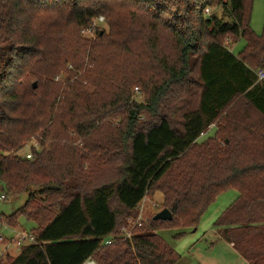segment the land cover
Wrapping results in <instances>:
<instances>
[{"label": "trees", "instance_id": "trees-1", "mask_svg": "<svg viewBox=\"0 0 264 264\" xmlns=\"http://www.w3.org/2000/svg\"><path fill=\"white\" fill-rule=\"evenodd\" d=\"M252 11L253 0H0V183L6 199L28 194L2 222L25 216L39 242L0 264H178L159 230L196 228L231 190L218 235L264 264V34ZM101 18L109 31L82 40ZM240 39L236 56L226 41ZM134 87L145 102L130 106ZM106 115L123 116L119 150L100 138ZM106 171L119 179L101 183ZM149 194L173 220L155 215L120 240Z\"/></svg>", "mask_w": 264, "mask_h": 264}, {"label": "rangeland", "instance_id": "rangeland-1", "mask_svg": "<svg viewBox=\"0 0 264 264\" xmlns=\"http://www.w3.org/2000/svg\"><path fill=\"white\" fill-rule=\"evenodd\" d=\"M105 23V19L103 21L100 19L93 20L90 28L81 32V39L87 41H96L97 35L99 33L109 31ZM250 25L251 29L257 36H262L264 34V0H253V11ZM226 45L228 47L231 45V50H233V53L238 56L244 50L246 43L243 39H240L236 44L231 43L230 40H227ZM67 68L72 70V68L69 66ZM67 79V73L62 71L60 75L55 78V81L62 83ZM63 86L65 87L67 84L63 83ZM144 102V92H142L141 89L137 87L132 88L130 106L134 103L141 104ZM252 117H258V115L252 113ZM144 118L148 117L144 116L143 119ZM123 122L122 115H119L118 117H110L109 119L106 115L100 123V138L103 140L106 136H112V138L115 140V144L111 145L112 149H120V138L117 128L121 127ZM213 133V129L209 130L206 135L201 136L199 142H202L205 140V138L212 136ZM69 134L72 137L76 136L75 132L72 131H70ZM81 144L82 143L79 140L74 143V146L81 148ZM32 147H38V143L36 141L28 143L25 149L19 152L20 155L26 156V154L30 153V149ZM178 176L179 172L174 174V177ZM119 177L120 174L117 172H111V174H109L106 171L103 180H100V182H113L118 180ZM1 195H3V186L0 183V196ZM237 197L238 194L233 190L221 194L217 198L216 202L209 207L200 224L194 229L182 230L178 228H163L159 230L158 234L175 249L178 255L181 256V260L178 264H248L237 253L233 245L220 239L218 231L215 228V223L218 218L236 201ZM27 200L28 194H25L14 201L11 199L0 200V220L2 221L4 217L7 218L8 216L13 215L14 212H19ZM12 204H15L14 209H12ZM162 204L163 196L161 194H156L154 197H152L151 194L147 196V200L144 204L145 212H147V215L144 214V218L146 216L147 224L151 218L163 210ZM156 205H158V207L153 208L154 206L156 207ZM17 225V229L27 234H31L33 231L38 230V226L34 222H29L25 216L18 217ZM183 232L184 234L177 238V235ZM0 233L9 235V231L4 230L1 225ZM11 253V258H16L19 255L20 250L17 248V246H12ZM2 261L5 263L8 261V259H3Z\"/></svg>", "mask_w": 264, "mask_h": 264}, {"label": "built area", "instance_id": "built-area-1", "mask_svg": "<svg viewBox=\"0 0 264 264\" xmlns=\"http://www.w3.org/2000/svg\"><path fill=\"white\" fill-rule=\"evenodd\" d=\"M209 11H207L208 13ZM101 21L104 19L101 18ZM257 77L259 81L264 80V71L259 70L257 71ZM215 128V125L210 126V129ZM205 134H202L204 136ZM32 155H27V159H31ZM5 195L0 196V200H5ZM147 200V196L143 199V201L137 206L135 215L129 216L125 222V224L121 228L120 240L127 241L132 240V238L136 235V230L142 228L146 225V216L144 218V214L147 215L145 212L144 204ZM154 206L153 208H157ZM0 225L3 227L4 230L9 231V235H5L0 233V261L3 259H7L12 257L11 248L12 246H17L19 250L24 245H36L39 244L36 237L32 234L23 233L19 229L12 228L9 225L4 224L0 220ZM115 239H108L106 244H112Z\"/></svg>", "mask_w": 264, "mask_h": 264}, {"label": "water", "instance_id": "water-1", "mask_svg": "<svg viewBox=\"0 0 264 264\" xmlns=\"http://www.w3.org/2000/svg\"><path fill=\"white\" fill-rule=\"evenodd\" d=\"M50 189H56V187H50ZM14 208H15V204H12V209H14ZM172 220H173V215L168 209L162 210L154 218V221H164V222H166V221H172Z\"/></svg>", "mask_w": 264, "mask_h": 264}, {"label": "crops", "instance_id": "crops-1", "mask_svg": "<svg viewBox=\"0 0 264 264\" xmlns=\"http://www.w3.org/2000/svg\"><path fill=\"white\" fill-rule=\"evenodd\" d=\"M215 130H216V128H213V131H215ZM85 264H95V263L93 261H88Z\"/></svg>", "mask_w": 264, "mask_h": 264}]
</instances>
